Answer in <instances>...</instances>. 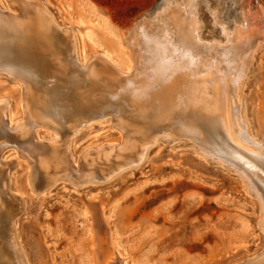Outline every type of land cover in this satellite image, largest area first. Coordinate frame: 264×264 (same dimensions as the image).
Here are the masks:
<instances>
[{"label": "bare ground", "instance_id": "6f19581e", "mask_svg": "<svg viewBox=\"0 0 264 264\" xmlns=\"http://www.w3.org/2000/svg\"><path fill=\"white\" fill-rule=\"evenodd\" d=\"M201 1L166 0L155 15L142 16L125 37L123 65L107 52L84 54L82 40L93 33L83 20L61 24L43 0H3L0 71L20 92L17 102L0 95V264H28L15 230L24 203L10 192L12 168L1 156L8 147L28 161L26 186L44 195L60 180H111L146 162L153 146L185 139L203 162L244 181L259 201L264 238V142L252 133L242 98L254 55L264 48V12L241 1L229 25L220 17L224 0H207L204 25ZM107 117L120 139L90 146L75 160L79 133ZM124 260L114 253L105 264ZM237 264H264V249Z\"/></svg>", "mask_w": 264, "mask_h": 264}, {"label": "rangeland", "instance_id": "374dc122", "mask_svg": "<svg viewBox=\"0 0 264 264\" xmlns=\"http://www.w3.org/2000/svg\"><path fill=\"white\" fill-rule=\"evenodd\" d=\"M43 1L59 23L83 20L92 28V39L81 43L85 55L107 52L123 65L131 26L166 2ZM206 1L200 3L204 25ZM241 1L254 14L264 12V0H224L221 19L231 25ZM205 29L219 35L217 28ZM247 79L242 98L252 133L264 142V48L255 53ZM19 92L16 79L0 71V95L17 102ZM119 139L109 117L94 121L77 136L73 157ZM1 156L12 168L10 192L24 203L15 230L28 264H105L114 253L128 264H237L264 249L258 199L237 173L203 162L185 139L153 146L146 162L111 180L82 186L60 180L44 195L26 186L28 161L16 148Z\"/></svg>", "mask_w": 264, "mask_h": 264}]
</instances>
